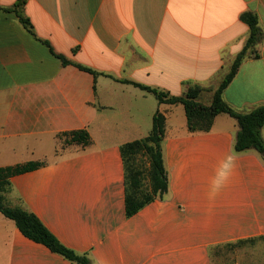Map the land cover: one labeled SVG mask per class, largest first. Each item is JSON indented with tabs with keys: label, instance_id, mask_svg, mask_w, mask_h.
<instances>
[{
	"label": "crops",
	"instance_id": "0c3cea01",
	"mask_svg": "<svg viewBox=\"0 0 264 264\" xmlns=\"http://www.w3.org/2000/svg\"><path fill=\"white\" fill-rule=\"evenodd\" d=\"M15 2L0 0V168L44 165L10 178L7 204L92 264H264V160L234 151L237 121L220 114L191 132L184 106L133 84L174 96L198 84L209 105L249 37L240 16L257 14L264 34V0H26L35 36ZM44 42L99 75L64 66ZM257 51L223 95L242 114L264 105V37ZM157 111L169 191L128 217L121 147L148 136ZM80 130L90 145L60 138ZM229 155L232 177L210 195ZM0 264L76 263L0 213Z\"/></svg>",
	"mask_w": 264,
	"mask_h": 264
},
{
	"label": "trees",
	"instance_id": "16d2710c",
	"mask_svg": "<svg viewBox=\"0 0 264 264\" xmlns=\"http://www.w3.org/2000/svg\"><path fill=\"white\" fill-rule=\"evenodd\" d=\"M26 0H16L11 12L16 13L20 23L35 36L33 25L23 15ZM240 20L248 25L250 33L243 49L233 60L229 72L224 76L219 86L213 92V98L209 105L200 102L201 94L208 90L201 85L194 84L181 96H174L168 92L142 86L133 83L136 87L153 94L160 104L184 106L188 129L191 132H207L211 129L216 116L227 114L234 118L239 127L236 136L234 151L242 153L249 150L257 151L264 160V140L261 130L264 126V105L249 113L242 114L230 107L224 100V91L236 76L243 61L248 57H258V46L263 41V31L259 25L257 14L251 11L244 12ZM51 53L61 60L64 66L74 65L84 72L95 77L99 75L96 71L71 62L64 55L57 54L48 42H44ZM166 129V117L157 111L153 117V125L150 133L145 138L129 142L121 147V154L125 168L126 184V213L128 217L133 216L148 204L157 199H164L169 191L168 176L164 164L163 140ZM60 138H66V143L77 144L83 147L90 145L91 138L87 131L80 130L62 134ZM139 156L146 158L147 167L143 166ZM44 163L32 162L15 167L0 168V213L12 220L20 232L28 239L43 244L52 252L57 253L65 259L76 264H92L85 255L77 254L75 251L65 247L32 213L19 206L7 204L5 194L10 189V178L23 174L39 167ZM243 241L236 245H242Z\"/></svg>",
	"mask_w": 264,
	"mask_h": 264
},
{
	"label": "clouds",
	"instance_id": "9594fccd",
	"mask_svg": "<svg viewBox=\"0 0 264 264\" xmlns=\"http://www.w3.org/2000/svg\"><path fill=\"white\" fill-rule=\"evenodd\" d=\"M236 167L235 157L229 155L218 165L214 176L210 181V195L218 194L230 181Z\"/></svg>",
	"mask_w": 264,
	"mask_h": 264
},
{
	"label": "rangeland",
	"instance_id": "374dc122",
	"mask_svg": "<svg viewBox=\"0 0 264 264\" xmlns=\"http://www.w3.org/2000/svg\"><path fill=\"white\" fill-rule=\"evenodd\" d=\"M217 80H220V79H217ZM217 80H216V81H217ZM139 159L142 161L143 166H144V167H147V160H146V158H142V157L139 156Z\"/></svg>",
	"mask_w": 264,
	"mask_h": 264
}]
</instances>
